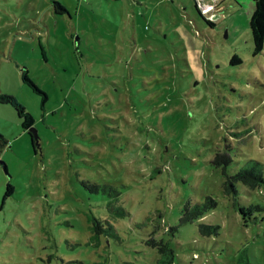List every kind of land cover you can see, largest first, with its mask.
Returning <instances> with one entry per match:
<instances>
[{
	"label": "rangeland",
	"instance_id": "obj_1",
	"mask_svg": "<svg viewBox=\"0 0 264 264\" xmlns=\"http://www.w3.org/2000/svg\"><path fill=\"white\" fill-rule=\"evenodd\" d=\"M53 1L0 0V91L33 115L39 141L0 103V264H155L150 236L173 264H237L243 251L264 264V184L238 183L240 204L260 206L246 220L222 191L251 159L264 171L254 1L218 2L213 25L195 0H58L61 13ZM218 151L232 157L226 173ZM83 181L115 187V213ZM207 195L218 206L180 223L185 202ZM92 216L115 234L94 240ZM201 222L219 234L201 235Z\"/></svg>",
	"mask_w": 264,
	"mask_h": 264
},
{
	"label": "trees",
	"instance_id": "obj_2",
	"mask_svg": "<svg viewBox=\"0 0 264 264\" xmlns=\"http://www.w3.org/2000/svg\"><path fill=\"white\" fill-rule=\"evenodd\" d=\"M255 3L254 11L250 18V28L252 33V40L254 45V54L260 53L264 49V0H253ZM54 11L56 13L65 12V6L60 3L58 0L53 1ZM199 12L202 14L200 8L196 4ZM207 21L212 25L214 22L212 19L207 18ZM240 58L237 55H234L231 58V63H239ZM22 80L27 83L36 93L41 94L42 97V105L45 103L47 99V94L43 89H41L29 76L26 69L22 70ZM0 103H6L11 105L18 117L21 120V125L25 131L32 137V143L34 144L35 139L33 138L32 133L30 132V128L33 127L34 117L33 115L26 109L25 105L21 103L14 95L3 93L0 91ZM8 143V140L5 138L3 134L0 133V146H4ZM232 157L227 152L218 151L215 154L213 163L217 166H222L224 172L227 167L232 163ZM226 173V172H225ZM85 186H87L84 181L82 182ZM238 183H242L245 186L255 189L257 187H261L264 184V171L262 164L256 160H249L244 166H242L238 171L232 174H227L225 176V180L222 184V191L225 196H228L234 207H237L243 218L246 220L247 216H252L254 210H259L260 206L258 205H250L245 206L240 204L239 202V189L237 187ZM88 187V186H87ZM90 191L98 192H106L111 196L109 200L108 207L109 209L115 213V206L113 207V201L117 199L119 194L118 190H115L110 184H97L93 183L92 186L88 187ZM115 192L113 195L111 192ZM13 192V185L8 182L6 185L5 196L11 195ZM218 206V201L216 198L207 195L204 200L197 201L192 203L190 200L186 201L182 208V214L180 217V223L194 222L203 216H205L208 212L212 211ZM117 210V208H116ZM119 214H126V210L124 208L118 207ZM90 229L92 232V238L99 242V237L106 234H115V226L113 223L108 221L107 227L104 226L102 220L97 217L92 216ZM198 229L201 235L203 236H211L218 235L220 232L219 224L212 223H199ZM146 243L157 249L159 256L156 260L155 264H173L175 258L174 249L170 246L168 242L163 239L156 238L155 236H150ZM71 261H63V264H69ZM237 264H251L250 257L246 251H243L238 258Z\"/></svg>",
	"mask_w": 264,
	"mask_h": 264
},
{
	"label": "built area",
	"instance_id": "obj_3",
	"mask_svg": "<svg viewBox=\"0 0 264 264\" xmlns=\"http://www.w3.org/2000/svg\"><path fill=\"white\" fill-rule=\"evenodd\" d=\"M197 1V5L200 8L201 12H203L204 14H206L209 19H213L214 14H210V11L216 7V4H218V2L220 0H214L213 4H207L204 0H196Z\"/></svg>",
	"mask_w": 264,
	"mask_h": 264
},
{
	"label": "water",
	"instance_id": "obj_4",
	"mask_svg": "<svg viewBox=\"0 0 264 264\" xmlns=\"http://www.w3.org/2000/svg\"><path fill=\"white\" fill-rule=\"evenodd\" d=\"M29 130H30V132L32 133L33 138L35 139V142H37V144H38L39 141H38V133H37V129H35V127H31Z\"/></svg>",
	"mask_w": 264,
	"mask_h": 264
},
{
	"label": "crops",
	"instance_id": "obj_5",
	"mask_svg": "<svg viewBox=\"0 0 264 264\" xmlns=\"http://www.w3.org/2000/svg\"><path fill=\"white\" fill-rule=\"evenodd\" d=\"M210 1L211 0H206L205 2L207 3V4H210ZM222 1H225V0H220L219 2H222ZM195 3L197 4V1L195 0ZM217 8V6L215 7V8H213L211 11H210V14H214L215 13V9ZM214 11V12H213ZM203 13V12H202ZM204 14V13H203ZM204 15H206V14H204ZM207 16V15H206ZM215 16V15H214ZM208 17V16H207ZM209 18V17H208ZM213 20V19H212Z\"/></svg>",
	"mask_w": 264,
	"mask_h": 264
}]
</instances>
